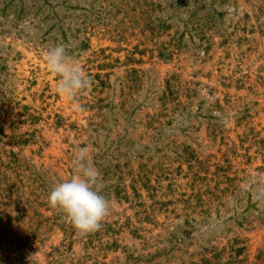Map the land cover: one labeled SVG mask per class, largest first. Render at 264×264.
<instances>
[{"label":"rangeland","instance_id":"rangeland-1","mask_svg":"<svg viewBox=\"0 0 264 264\" xmlns=\"http://www.w3.org/2000/svg\"><path fill=\"white\" fill-rule=\"evenodd\" d=\"M81 148L87 234L49 202ZM0 264H264V0H0Z\"/></svg>","mask_w":264,"mask_h":264},{"label":"clouds","instance_id":"clouds-1","mask_svg":"<svg viewBox=\"0 0 264 264\" xmlns=\"http://www.w3.org/2000/svg\"><path fill=\"white\" fill-rule=\"evenodd\" d=\"M49 71L57 75V91L71 99L89 83L87 76L70 60L61 44L47 54ZM88 150L79 149L74 157L76 175L57 184L49 193V202L61 210L81 234L96 231L110 212V203L95 189L99 172L88 163Z\"/></svg>","mask_w":264,"mask_h":264}]
</instances>
